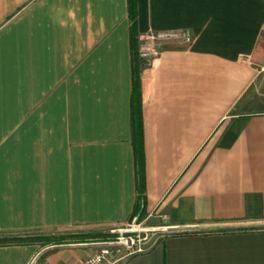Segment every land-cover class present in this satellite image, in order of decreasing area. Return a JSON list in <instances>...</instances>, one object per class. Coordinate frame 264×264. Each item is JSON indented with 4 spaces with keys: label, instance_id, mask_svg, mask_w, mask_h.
<instances>
[{
    "label": "crops",
    "instance_id": "crops-1",
    "mask_svg": "<svg viewBox=\"0 0 264 264\" xmlns=\"http://www.w3.org/2000/svg\"><path fill=\"white\" fill-rule=\"evenodd\" d=\"M136 6L139 35L189 39L140 71L144 206L165 234L119 264H264V112L242 111L264 84V0ZM131 94L128 0H0V234L129 219ZM93 252L1 244L0 264Z\"/></svg>",
    "mask_w": 264,
    "mask_h": 264
},
{
    "label": "rangeland",
    "instance_id": "rangeland-1",
    "mask_svg": "<svg viewBox=\"0 0 264 264\" xmlns=\"http://www.w3.org/2000/svg\"><path fill=\"white\" fill-rule=\"evenodd\" d=\"M171 39L174 40L175 37ZM263 63L261 65H263ZM259 93V95H256L258 97H255L249 102V104L247 103L248 106L243 108V112H264V84L263 86L259 87ZM158 223H161L160 218L158 219L156 217L148 216L146 209L142 212L139 208L136 210L133 217H130L128 220L122 223L88 225L50 231L19 232L17 234H0V236L40 238V240L36 241L35 243H37L39 246H47L50 245V243H46L45 239L42 238L48 237L49 235H52V237L56 239L55 241H58L61 240V238L59 239L61 235H67L70 233H95L102 236L97 239L82 242L84 244L86 243L93 245L94 252L92 254L96 253L98 249L105 246L111 251V253H113L112 255L115 257L126 258L131 255L146 251L155 243L156 240H160L163 237L165 234L162 232L163 227L159 225V228H156L155 226Z\"/></svg>",
    "mask_w": 264,
    "mask_h": 264
},
{
    "label": "trees",
    "instance_id": "trees-1",
    "mask_svg": "<svg viewBox=\"0 0 264 264\" xmlns=\"http://www.w3.org/2000/svg\"><path fill=\"white\" fill-rule=\"evenodd\" d=\"M128 17L130 28V46L132 53V94H131V127L133 136V150L135 158V167L137 175V201L130 217H133L136 210H145V172H144V152H143V133H142V107H141V86L140 71L147 63L146 60L139 57V33L137 29V6L136 0H128ZM129 217V218H130ZM233 228H218L219 231L232 230ZM234 229H248V227H236ZM102 235L95 233H70L61 235L56 239L49 235L45 239L50 244H69L75 242H86L97 239ZM37 238L22 236H0L1 244H24L39 241ZM53 242V243H51Z\"/></svg>",
    "mask_w": 264,
    "mask_h": 264
},
{
    "label": "built area",
    "instance_id": "built-area-1",
    "mask_svg": "<svg viewBox=\"0 0 264 264\" xmlns=\"http://www.w3.org/2000/svg\"><path fill=\"white\" fill-rule=\"evenodd\" d=\"M173 37H175L174 40L181 38L185 40L189 39L186 33H180L176 31H151L147 34L140 35L139 57L146 60V62L149 61L151 57L158 53L156 49L157 45H159V43L170 42L172 40L171 38ZM261 69L264 70V65L261 67ZM112 254L113 253H111L107 247L103 246L98 249L96 253L86 257L80 264H119L123 257H115Z\"/></svg>",
    "mask_w": 264,
    "mask_h": 264
}]
</instances>
